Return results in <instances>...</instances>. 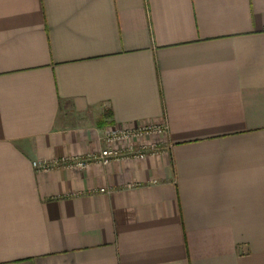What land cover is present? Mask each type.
<instances>
[{
	"label": "crops",
	"instance_id": "crops-1",
	"mask_svg": "<svg viewBox=\"0 0 264 264\" xmlns=\"http://www.w3.org/2000/svg\"><path fill=\"white\" fill-rule=\"evenodd\" d=\"M0 264H264V0H0Z\"/></svg>",
	"mask_w": 264,
	"mask_h": 264
},
{
	"label": "built area",
	"instance_id": "built-area-1",
	"mask_svg": "<svg viewBox=\"0 0 264 264\" xmlns=\"http://www.w3.org/2000/svg\"><path fill=\"white\" fill-rule=\"evenodd\" d=\"M162 125L146 124L143 126H122L108 130L102 140L106 145L96 153L83 156H71L32 162V168L38 174H46L53 170H85L91 166H106L112 162L123 160L142 161L147 157H155L161 153L160 144L156 142L165 135ZM99 193H109L100 189Z\"/></svg>",
	"mask_w": 264,
	"mask_h": 264
}]
</instances>
